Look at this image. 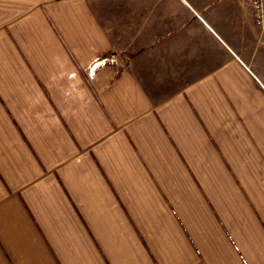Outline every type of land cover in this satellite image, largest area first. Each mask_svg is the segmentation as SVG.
<instances>
[{
    "label": "crops",
    "instance_id": "0c3cea01",
    "mask_svg": "<svg viewBox=\"0 0 264 264\" xmlns=\"http://www.w3.org/2000/svg\"><path fill=\"white\" fill-rule=\"evenodd\" d=\"M0 264H264L249 0H0Z\"/></svg>",
    "mask_w": 264,
    "mask_h": 264
},
{
    "label": "built area",
    "instance_id": "2783aa9c",
    "mask_svg": "<svg viewBox=\"0 0 264 264\" xmlns=\"http://www.w3.org/2000/svg\"><path fill=\"white\" fill-rule=\"evenodd\" d=\"M255 24L264 32V0H249Z\"/></svg>",
    "mask_w": 264,
    "mask_h": 264
}]
</instances>
